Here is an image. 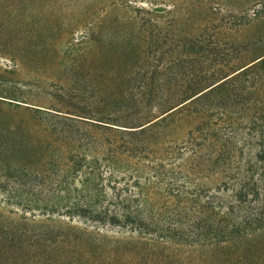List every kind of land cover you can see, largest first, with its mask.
I'll use <instances>...</instances> for the list:
<instances>
[{
  "label": "rangeland",
  "instance_id": "1",
  "mask_svg": "<svg viewBox=\"0 0 264 264\" xmlns=\"http://www.w3.org/2000/svg\"><path fill=\"white\" fill-rule=\"evenodd\" d=\"M262 56L264 0H0V264H198L167 233L216 193L203 158L256 163L264 132L249 93L208 89ZM98 207L143 238L76 215ZM80 230L125 240L107 256ZM256 240L200 264H262Z\"/></svg>",
  "mask_w": 264,
  "mask_h": 264
},
{
  "label": "trees",
  "instance_id": "2",
  "mask_svg": "<svg viewBox=\"0 0 264 264\" xmlns=\"http://www.w3.org/2000/svg\"><path fill=\"white\" fill-rule=\"evenodd\" d=\"M237 73L238 75L233 80L225 82L227 78H224L215 85L216 89H212L213 87L208 89L209 93L212 94L214 91L221 90L223 91L221 96L228 100L230 88L226 91L227 85L239 86V94L242 95L243 100L245 99L244 94L249 93L251 95L249 104L255 110H260L259 119L263 121L264 125V56L256 62L242 67ZM239 78L248 83V86L238 85L236 80ZM196 88L187 87L178 98H182ZM239 94H236L238 95L237 98ZM261 104L263 106H260ZM211 130L209 123L201 122L197 135L206 141L212 135ZM221 145L223 146V143ZM234 156V153L223 146V148L214 149L212 153L203 158L205 165L215 167L216 181L213 185L216 193L215 195H200L202 203H198V214L195 215L192 222L190 221L177 231L168 229L171 230L169 232L173 236L168 235V233L167 236L174 243L194 246L199 251L200 256L194 258L198 264L202 262L214 263L221 257L245 262V254L235 253L232 247H236L245 241H251L256 237L259 245L252 247L250 255L255 257L257 251L264 252V132L261 133L260 147L256 152V163L235 161V158L232 159ZM98 208L97 210L93 209V211L92 209H80L76 215L88 219L90 222L100 223L101 226L112 225L118 228H127V232L132 236L130 238H143V235L140 234L146 233V230L141 228L142 219L137 217L134 211L117 215L106 212L107 208H104V211H101L100 207ZM80 231H82V235L94 237L92 239V244L95 245V248H92L93 251L101 250L107 256H112V252L119 249L120 246L118 245H121L122 241L125 240L123 237L112 240L95 230ZM161 232L164 233V231ZM135 233L137 234L136 237L133 236ZM22 234L20 233V235ZM42 234L44 233H39L37 237L45 238ZM149 239L153 240V238ZM146 244L148 245V243ZM116 247L119 248L116 249ZM83 249H86L84 245ZM80 251L84 255L83 250Z\"/></svg>",
  "mask_w": 264,
  "mask_h": 264
}]
</instances>
